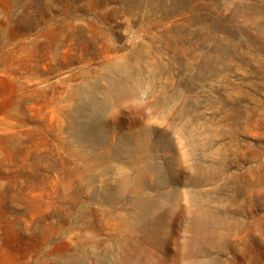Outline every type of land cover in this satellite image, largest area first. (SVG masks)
Wrapping results in <instances>:
<instances>
[{
	"label": "rangeland",
	"instance_id": "obj_1",
	"mask_svg": "<svg viewBox=\"0 0 264 264\" xmlns=\"http://www.w3.org/2000/svg\"><path fill=\"white\" fill-rule=\"evenodd\" d=\"M196 214L264 264V0H0V264H187Z\"/></svg>",
	"mask_w": 264,
	"mask_h": 264
},
{
	"label": "bare ground",
	"instance_id": "obj_2",
	"mask_svg": "<svg viewBox=\"0 0 264 264\" xmlns=\"http://www.w3.org/2000/svg\"><path fill=\"white\" fill-rule=\"evenodd\" d=\"M112 90L115 96H126L129 94H136V89L129 88L125 80H119L117 82L112 83ZM103 120V114L101 109L96 110L93 114L89 115L87 118V122H85V126L83 129L84 138L88 139L95 144H99L101 142V134H100V125ZM156 202L145 201L141 206V213L144 216H147L150 219H137L138 215L134 216L133 222L130 223V228L134 231H142L149 241L165 236L163 233V229L165 228L164 219H158V217L152 216L153 211L152 208L156 205ZM197 217V218H196ZM196 219H193L191 222V226L187 227L186 231L190 232L192 235L190 237L185 238L186 240L183 243V248L187 249L188 257L190 258V262L187 264H202L197 262V256L200 253V250L203 248V242L205 241L202 236L204 232L208 231L211 222L208 224L204 219H200L198 214L195 215ZM212 233H215V230H211ZM213 237H209V240L214 241L216 239V235H212ZM122 242V241H120ZM119 243V242H118ZM128 247L132 245L129 243L126 244ZM122 246V244H121ZM137 256H133L128 258L129 264H142L138 262L136 259ZM184 264V263H182Z\"/></svg>",
	"mask_w": 264,
	"mask_h": 264
}]
</instances>
